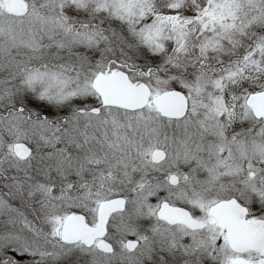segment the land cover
Returning a JSON list of instances; mask_svg holds the SVG:
<instances>
[{"label": "snow or ice", "instance_id": "snow-or-ice-1", "mask_svg": "<svg viewBox=\"0 0 264 264\" xmlns=\"http://www.w3.org/2000/svg\"><path fill=\"white\" fill-rule=\"evenodd\" d=\"M0 264H264V0H0Z\"/></svg>", "mask_w": 264, "mask_h": 264}]
</instances>
